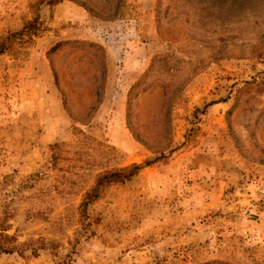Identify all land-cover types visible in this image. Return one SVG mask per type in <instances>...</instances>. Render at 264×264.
<instances>
[{"label": "rangeland", "instance_id": "374dc122", "mask_svg": "<svg viewBox=\"0 0 264 264\" xmlns=\"http://www.w3.org/2000/svg\"><path fill=\"white\" fill-rule=\"evenodd\" d=\"M36 1L0 0V42ZM79 1L42 5L43 29L0 53V200L43 171L7 203L6 232L51 242L0 264H264V0H88L118 6L109 18ZM144 160L87 206L61 262L95 175Z\"/></svg>", "mask_w": 264, "mask_h": 264}, {"label": "trees", "instance_id": "16d2710c", "mask_svg": "<svg viewBox=\"0 0 264 264\" xmlns=\"http://www.w3.org/2000/svg\"><path fill=\"white\" fill-rule=\"evenodd\" d=\"M58 0H37L36 2L32 3L31 8V16L28 19H24L22 21L21 27L18 30L6 32V34L3 37V40L0 42V53H3L7 50H10L11 43L13 41H17L24 35H30L34 36L38 34L43 29V22H42V16H41V6L42 5H52L56 3ZM81 5L84 9L87 10L91 15L96 16L98 18H109V17H115L118 13H116L118 10V6H116L113 10L115 14L109 16V15H103L96 11L94 9V6L87 1H79L78 3ZM66 42V41H65ZM63 43V42H59ZM70 43H83L88 44L90 46L96 47L101 51V57L103 58L104 50L103 48L93 42H85V41H71ZM55 48V47H54ZM105 68L102 76V80L105 78ZM133 85L130 87L132 88ZM165 100L169 103V109L173 104L172 100H169L168 96H165ZM128 105V102H127ZM206 105L203 106V108ZM74 127V126H73ZM127 128L130 130L133 137L142 143L147 149L152 150L150 146H148L135 131L131 128L128 119H127ZM89 138L90 136L87 134H84L83 138ZM61 143H51L48 144L49 149L51 150V159H53L56 155L57 148L59 147ZM159 155H163V148L160 149ZM171 149H168L170 151ZM153 163V160H144L142 163H135L131 162L129 164H126L124 166H114L109 169H105L103 171H99L93 180L92 185L87 188L81 196V199L78 203L77 209H78V216L79 221L81 224H83V231H76L75 237L73 239V242L71 243L70 250L65 254V260L62 259L61 262L68 263L72 260L71 255L73 254V248L75 246V243L78 241V237L80 234H84L85 237H87L86 233L89 230V227H87L90 224L89 216L87 214L86 208L88 205H90L92 202L100 198L103 194V192L106 190V188L112 184H123L124 182L128 181L144 167L149 166ZM43 174V171H35L30 172L26 175H23L19 178V180L14 184V187H12L10 190H7L3 193L2 198L10 197L7 201L0 200V254H9L12 252H18L20 255L23 254L24 250L26 248L29 249L31 256H36L37 251L39 249L44 248V245L51 243L48 241H45L44 239H36V240H29L27 242H17L15 239L14 234H8L6 231L8 229V224L6 223L7 218L9 215L12 214L13 210H8V202L11 200L15 195H21L22 191L31 188L34 186L35 181ZM7 176L5 175L2 179V185L5 186V182ZM36 215H41L40 211L35 212ZM44 218V216H39V218ZM90 231V230H89ZM38 244L36 245L35 243ZM50 248V246L46 247ZM54 254V253H53Z\"/></svg>", "mask_w": 264, "mask_h": 264}, {"label": "crops", "instance_id": "0c3cea01", "mask_svg": "<svg viewBox=\"0 0 264 264\" xmlns=\"http://www.w3.org/2000/svg\"><path fill=\"white\" fill-rule=\"evenodd\" d=\"M61 5H62L61 7L67 8V11H65V13H64L65 14L64 15L65 18H67V19H73L74 18L78 22H80V21L82 22L84 20L85 16L83 15L82 11H80L78 9H75V8H72L69 4H61ZM41 12H42V9H41ZM69 33H71V32H69ZM42 67H43V71H42L43 72V77H45L44 73L46 74L48 72L47 69H49V68L48 67L46 68V64H43ZM49 92H50V90H49ZM55 106H57L56 102H55ZM55 108H57V107H55ZM113 113L117 114V115H115V117H117V119H118V117L121 114V105L120 104L115 107V109L113 110ZM59 131H60L59 127L55 128L54 132L52 133L53 137H55V135H58Z\"/></svg>", "mask_w": 264, "mask_h": 264}]
</instances>
